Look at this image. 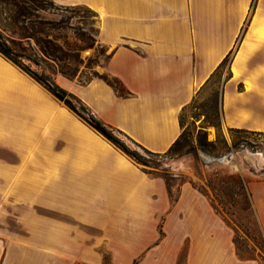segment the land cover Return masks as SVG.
<instances>
[{"label": "crops", "instance_id": "0c3cea01", "mask_svg": "<svg viewBox=\"0 0 264 264\" xmlns=\"http://www.w3.org/2000/svg\"><path fill=\"white\" fill-rule=\"evenodd\" d=\"M53 1L96 13L111 53L104 74L128 93L100 77L55 81L144 148L168 149L182 109L228 54L221 126L264 132V0L252 10L251 0ZM248 188L264 236V180ZM171 201L159 174L0 55V264H176L184 240L189 264H217L208 198L182 183Z\"/></svg>", "mask_w": 264, "mask_h": 264}, {"label": "rangeland", "instance_id": "374dc122", "mask_svg": "<svg viewBox=\"0 0 264 264\" xmlns=\"http://www.w3.org/2000/svg\"><path fill=\"white\" fill-rule=\"evenodd\" d=\"M81 14L84 15L85 26L88 28L86 32L90 33L89 28L94 27L95 18L89 12ZM39 15L43 19L56 22L61 17L66 18L68 12L61 9H50L40 11ZM75 20L74 17L70 18L67 23L55 26L50 33L61 37L62 40L73 41L75 31L69 26L75 25ZM30 43L37 49L32 40ZM56 43L60 44L61 41L58 39ZM78 53L82 58V64L79 65V73L73 80L91 77L92 72H95L99 77L105 76L103 66L105 55L109 53L108 49L100 53L99 47L94 45L85 47ZM89 60L97 63L93 65L92 69L86 67ZM221 72L200 87L191 102L181 112V131L186 135L189 144L182 147L180 154L155 157L156 163L159 164V170L154 173L160 174L162 169L166 170L167 175L171 178L172 198L177 197L178 185L182 183H190L208 198L215 213V242L213 245L212 239L210 240V248L215 246L217 264H264V248L261 247V243H264L263 232L253 208L251 207L252 213L241 210V206H244V199L238 193L240 190L231 184L237 192L233 194L235 202L229 208V211L233 212V216H228L223 212L224 206H221L219 201L214 198L213 191L208 187L209 184H215L223 176L239 177L244 181L264 180V135L234 133L221 126L219 96L221 83L225 76L224 71ZM218 122L217 127L212 126L213 123ZM199 135H205L207 141L213 142V147H207L211 154L203 152L198 147L196 140ZM238 140H242V146L233 148V142ZM228 155L230 156L227 157ZM206 157H226V159L207 162ZM175 200L171 202L173 203ZM234 239L240 248V252H238L240 254H237L233 243ZM186 251L187 241L184 240L183 243H180L176 264H189ZM136 261L137 264H141L142 257H137ZM103 264H111L108 256H105Z\"/></svg>", "mask_w": 264, "mask_h": 264}, {"label": "trees", "instance_id": "16d2710c", "mask_svg": "<svg viewBox=\"0 0 264 264\" xmlns=\"http://www.w3.org/2000/svg\"><path fill=\"white\" fill-rule=\"evenodd\" d=\"M255 1L256 0H251V10L255 6ZM50 9L64 10L68 12V16L66 18L61 17L59 21L56 22L40 17V11ZM86 12L91 13L95 18L94 27L91 26L89 28L90 33L86 32L88 28L85 26L84 15L81 14ZM72 17L76 19V24L69 26L75 31L73 41H68L67 39L62 40L61 37L50 33L55 26H61L63 23H67ZM97 34V15L85 5H58L53 0H0V55L32 77L57 100L61 101L73 114L83 120L89 127L103 136L133 161L140 164L145 170L157 172L159 170V164L156 163L155 157H167L180 154L182 147L189 144V140H187L183 131H181L179 136L165 152L157 153L150 151L135 142L122 131L98 118L78 96L61 87L54 79V74H60L70 80L75 79L79 73V65L82 64V58L79 57L78 53L79 50L96 45L99 47L100 53L105 51L106 47L99 43ZM58 39L61 41L60 44L56 43ZM31 40L36 45L37 49L31 45ZM110 56L111 53L105 55L104 63L108 61ZM229 57L228 54L222 59L204 84L220 71H224V79L229 77ZM96 64L95 61L89 60L86 67L92 69L93 65ZM93 77L99 76H97L95 72H92L91 77L77 79L76 81L79 84H85ZM100 78L110 85L119 95H126L128 93L118 79L106 75L100 76ZM179 123L182 128L180 117ZM218 125L219 122L212 124L214 127ZM228 130L234 133L264 135V132L245 129L228 128ZM196 143L203 152L211 154L207 150V147H213L214 144L211 141H207L205 135H199ZM240 145L242 146V140L233 142L232 147H239ZM159 175L165 181L169 196H171L172 200H175L176 198H172L171 178L167 175L166 170L162 169ZM248 183L249 181H244L239 177L223 176L220 177L215 184H209L208 187L213 191L214 198L219 201L221 206H224L222 208L224 214L233 216V212L229 211V208L231 204L235 202L233 194L237 191L234 190L235 188L231 184L237 186L238 190H240L238 193H240L244 199V206H241V210L252 213ZM235 239L233 243L235 244L237 254H240L238 253L240 252V248ZM261 244V247L264 248V243ZM131 264H137L136 259L133 260Z\"/></svg>", "mask_w": 264, "mask_h": 264}, {"label": "water", "instance_id": "95a60500", "mask_svg": "<svg viewBox=\"0 0 264 264\" xmlns=\"http://www.w3.org/2000/svg\"><path fill=\"white\" fill-rule=\"evenodd\" d=\"M204 156V155H203ZM230 155H228L227 157H229ZM224 159H226V157H218V158H209V157H206V161L209 162V161H215V160H218V161H223Z\"/></svg>", "mask_w": 264, "mask_h": 264}]
</instances>
